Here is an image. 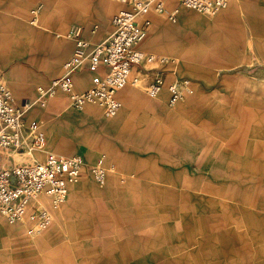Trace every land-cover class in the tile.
<instances>
[{
    "label": "crops",
    "instance_id": "crops-1",
    "mask_svg": "<svg viewBox=\"0 0 264 264\" xmlns=\"http://www.w3.org/2000/svg\"><path fill=\"white\" fill-rule=\"evenodd\" d=\"M75 1L45 0L37 18L29 20L35 24L33 30L27 24L24 0H0V22H5L1 27L27 34L24 39L27 43L18 39L16 44L33 45V51L38 55L45 51L49 53L46 59L39 61L42 71L31 68L28 72V86L35 80H45L47 84L50 78L62 73L63 62L73 48V41L65 36L68 10L79 18L82 37L95 44L111 32L109 9L115 4L118 9L123 6L113 0H104L107 6L103 9L95 6L89 13L87 0H78L77 4ZM175 7L178 8L177 16L171 20L168 14ZM13 9H16V15L10 13ZM146 16L150 21L148 34L140 47L166 60L135 64L130 74L142 76L146 87L156 71L161 70L165 84L175 78H186L190 80L193 92L170 106L165 88L157 98L151 99L146 95L145 87L129 83L116 93L121 106L114 115L107 117L101 107L86 105L80 116H66L69 136L53 134L44 144L43 151L32 153L40 160L45 151L63 155L79 153L92 162L99 157L93 156L96 151H102L107 169L103 183L82 176L69 187L72 198L100 199L107 207V213L112 214L125 213L132 207L118 205L121 199H139L140 205L136 209L141 215V226L133 225L140 233L128 238L119 237L117 242L108 238L100 259L107 262L125 264L129 260L126 252L129 245L140 247L133 262L141 260L152 264L162 259L187 260L183 257L187 253L175 250L179 249L176 241L164 240L163 232L149 233L157 231L158 227L163 231L164 227L160 225L163 222H157L158 215L165 213L173 223V214H223L226 212L221 206H206V198L243 197L249 190L248 185L252 187L254 182L264 180V1L228 0L215 14L207 15L181 7L180 0H165L162 10L150 9ZM91 75L85 68L76 72L73 89L82 92L88 88ZM4 76L9 82L20 78L13 66ZM15 101L23 103L22 98L15 97ZM28 116L26 112L27 120H39L38 115ZM101 118L104 120L99 124ZM53 121H48L52 129ZM93 143H96L93 153L76 151L80 144L89 149ZM116 173H127L124 186L117 185ZM41 197L52 212L63 217L73 213L71 207L64 205L65 200L52 207L48 196ZM260 197L264 198L263 192ZM175 199H182L181 205H175ZM127 223L131 228L132 223ZM197 223L198 229L200 223L204 224L200 220ZM164 224L168 225V221ZM25 225L27 223L23 221L0 218V247L17 239ZM68 226L69 230H75L72 222ZM46 228L48 226L42 231ZM194 228L195 225L190 227L189 222L182 220V230ZM185 236H189L188 232ZM21 240L25 241L24 238ZM74 245L76 248L69 251L77 250V243H72L71 247ZM62 247V242L54 244L59 256ZM70 254L72 260L73 253Z\"/></svg>",
    "mask_w": 264,
    "mask_h": 264
},
{
    "label": "rangeland",
    "instance_id": "rangeland-1",
    "mask_svg": "<svg viewBox=\"0 0 264 264\" xmlns=\"http://www.w3.org/2000/svg\"><path fill=\"white\" fill-rule=\"evenodd\" d=\"M24 1L27 4V24L34 30L36 29L35 24L33 22L30 23L29 20L31 19L32 21L33 18H37L40 11L44 8L42 4L45 0ZM77 1L78 0L75 1L76 4ZM87 1V11L89 10V13L95 6L102 9L104 6H107L104 0ZM67 5L69 9H72L69 3ZM73 8H75V6ZM117 9L118 6L116 4L109 9V19ZM151 10H153V8ZM11 12L13 15L17 14L16 9H13L10 13ZM33 14H35V17H33ZM66 20V31L67 28L74 23L77 25L79 24V27L82 26H80V20L76 17V13H73L71 10H68ZM1 24H5V22H0V77H2V80L11 89L17 99L22 98L23 103L29 102V107L26 110V112L29 113L28 117L33 118L37 115L39 116L40 125H42L45 130L46 143L50 141L53 134L58 136H69L70 134H67L69 129L66 116L68 114L75 116H80L82 114V109H75L72 107L70 102L71 94H78L81 91L73 90L74 92H63L58 90L54 95L42 99L44 104V106H42L36 87L37 85H46L45 80L43 82H38L36 80L30 81L29 83L32 85L28 86L26 79L28 78V72L31 68H34V70L38 72L42 71L39 61L46 59L49 53L45 51L41 53V55H38L33 51L35 48L33 45H17L16 41L18 39H26L27 34L21 30H6L5 27H1ZM11 51H13V53H11ZM10 66L17 69V74L20 77L17 81L9 82L4 76ZM130 76L131 78H136V84L138 86L145 87L142 76ZM49 120H54V129L50 127L48 123ZM103 120L104 118H101L98 123L100 124ZM95 146L96 143H93L88 149L85 145L80 144L77 146L76 151L80 150L93 153L95 152ZM93 156L105 157V153L97 150L96 155L94 154ZM14 159L16 162H20L22 160H32V157L30 156V152L25 151L22 155L14 153ZM115 179L118 186H124L125 181L128 179V175L127 173H116ZM121 180L124 181L122 182ZM253 184L252 187L248 185L249 190L245 191L243 197L232 199L223 197L215 200L206 198V206L210 208H213L214 205L221 206L226 212L223 214H209L208 212L200 215L192 212L186 215H182V213L173 214V223L171 222V218L166 217L165 213L158 215L157 222H163V224L160 225L161 227L163 226L164 229L161 231V228L158 227L157 231L152 230L149 233L154 234L155 232H163L164 240L169 243L176 241V247L179 249L175 250L179 253H187V255L183 256L187 258V260L172 261L170 259H162L152 264H264V198L260 197L262 192L264 193V180L254 182ZM44 199L45 198L40 196V200ZM181 200L182 199H175V205H181ZM69 203L70 205H67ZM119 204L124 208L132 206L135 209L131 207L130 209H126L125 213L119 214L107 213V207L104 206L100 199L93 200V198L88 197L72 198L71 192H69L64 205L71 207L73 211L71 216L68 215L63 217L47 208L51 216V222L47 225L48 229L46 228V231L40 230L42 232L34 231L31 233L29 229L35 227L37 217L35 212H33L35 205L33 206L30 204L23 216V218L27 219L28 224L18 232L17 239L11 241L10 244L0 247V264H124L100 260L103 257L102 253L105 252L104 243H106V240L108 241V238H112L113 241L115 240L117 242L119 237L128 238L130 236H137V232L138 234L140 233V229H136V225H133V223H135L137 227L141 226V215L137 213L136 209L137 205H140L139 199H121L118 205ZM87 209L91 211H87ZM103 211H106V213H103ZM167 216L171 217L170 215ZM0 218H5L2 213H0ZM182 220L189 222L190 227L191 225H195L196 228L189 231L182 230ZM199 220L204 224L202 226L200 223V228L198 229L197 221ZM167 221L168 225L164 224ZM70 222H72V227H74L75 230H69L67 228ZM127 222L132 223L130 226L131 228L128 227L130 223L128 224ZM169 222H171V224H169ZM110 226L111 229L109 228ZM201 227L203 228L201 229ZM187 232L189 236H185ZM23 238L25 241L21 240ZM55 240H57L56 242L58 243H63L60 253L61 256L57 254V249L54 250ZM72 243H77V250L75 252H73V249H75L76 246L74 245L71 247ZM148 247L147 245L146 248ZM70 248H73V251H69ZM138 248L140 249V247ZM139 249L130 245L126 246L129 260L126 261L125 264H151L150 262L147 263L141 260L134 261L135 263L133 262V257L138 256L135 255V252ZM59 252L60 251H58V253ZM71 252L73 253L72 260H70ZM92 256L98 259L93 260L91 258Z\"/></svg>",
    "mask_w": 264,
    "mask_h": 264
},
{
    "label": "built area",
    "instance_id": "built-area-1",
    "mask_svg": "<svg viewBox=\"0 0 264 264\" xmlns=\"http://www.w3.org/2000/svg\"><path fill=\"white\" fill-rule=\"evenodd\" d=\"M113 1L123 6L111 17V32L91 48H88L87 41L81 35V27L72 24L67 28V35L75 42L70 55L63 62L62 73L50 78L44 86L37 85L36 91L42 106V99L54 95L58 90L70 91L73 75L85 68L92 73L91 84L82 92L71 94V105L81 109L83 103L96 101L102 106L104 115L109 116L121 105L116 96L117 91L137 81L130 76L133 65L165 62L164 57L148 53L140 47L148 34L150 21L147 13L152 8L162 10L165 0ZM227 1L180 0V6L213 15ZM177 12L178 8L175 7L168 17L175 20ZM164 88L170 106L193 92L189 79L175 78L165 84L163 72L157 70L146 85L145 93L155 99ZM28 107L29 102L15 101L11 89L0 77V213L10 219L24 215L34 196L39 193L50 195L55 202L61 203L67 197L70 185L82 176L101 184L107 173L103 157L88 162L79 153L63 155L45 151L42 160L33 157L32 160L16 162L14 153L40 151L46 143L39 120L25 118ZM33 212L37 222L34 228L29 229L30 233L44 228L51 218L42 205L35 206Z\"/></svg>",
    "mask_w": 264,
    "mask_h": 264
},
{
    "label": "bare ground",
    "instance_id": "bare-ground-1",
    "mask_svg": "<svg viewBox=\"0 0 264 264\" xmlns=\"http://www.w3.org/2000/svg\"><path fill=\"white\" fill-rule=\"evenodd\" d=\"M197 11V10H196ZM32 12H35V11H32ZM95 28V27H94ZM68 39H70V40H72L73 41V44H74V42H75V40L72 38V37H69L68 35H67V33H66V35H65ZM93 43H89L88 41H87V45H92ZM74 89H73V85H72V87H71V89H70V91H68V92H74L73 91ZM63 92H65V91H63ZM177 103V102H176ZM89 104H91V105H97V106H99V107H101L102 108V106L98 103V102H96V101H94V102H85V103H83V105H82V110L84 109V107L86 106V105H89ZM121 106V105H120ZM120 108V107H119ZM118 108V109H119ZM102 110H103V108H102ZM118 111V110H117ZM116 111V112H117ZM115 112V113H116ZM115 113H113V114H111V115H109V116H112V115H114ZM108 117V116H107ZM40 151H43V147H42V150H40ZM17 155H22V153H16ZM30 156L33 158V156H32V153H30ZM79 180V179H78ZM77 180V181H78ZM48 196L49 197V199H50V202H49V204H50V206H52V207H56V206H58L59 204H61V203H59V202H55L54 200H53V198L50 196V195H47V194H44V193H39V194H37V195H35L34 196V198L32 199V201H31V205H35V206H37V205H42V206H44L46 209L48 208L46 205H45V203L42 201V200H40V196ZM23 216L24 215H22V216H20L19 218H17V219H10V218H8L7 216H5L4 215V217H6L8 220H14V221H23V222H26L27 224H28V222H27V219L26 218H23ZM51 217V216H50ZM50 221H51V218H50ZM50 221H49V223H50ZM48 223V224H49ZM47 224V225H48ZM46 225V226H47ZM45 226V227H46ZM45 227L44 228H42L41 230H43V229H45ZM40 231V230H39Z\"/></svg>",
    "mask_w": 264,
    "mask_h": 264
}]
</instances>
